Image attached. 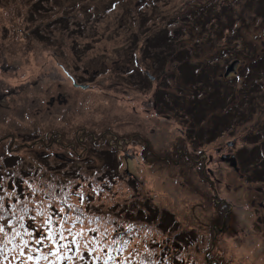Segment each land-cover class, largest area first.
Returning <instances> with one entry per match:
<instances>
[{"label":"rangeland","instance_id":"obj_1","mask_svg":"<svg viewBox=\"0 0 264 264\" xmlns=\"http://www.w3.org/2000/svg\"><path fill=\"white\" fill-rule=\"evenodd\" d=\"M263 52L264 0H0V264H264Z\"/></svg>","mask_w":264,"mask_h":264},{"label":"trees","instance_id":"obj_2","mask_svg":"<svg viewBox=\"0 0 264 264\" xmlns=\"http://www.w3.org/2000/svg\"><path fill=\"white\" fill-rule=\"evenodd\" d=\"M159 34L152 35L150 38L151 39L156 38L157 35H159ZM151 46L152 45H150V47ZM253 61H254V64L257 62L256 63L257 65L260 63L261 65L264 66V52L262 54L260 53L258 55L257 59L256 60L253 59L252 62ZM189 71H187L184 74V78L185 79L188 78V80H191L190 82H192L194 86L199 85L200 82L197 81L198 79H200L199 77H197L198 73L196 74L194 72H191L190 77H189ZM224 76H225V74H224ZM208 95H211V98H213V95H214V98H213L214 101L215 100H219V101L222 100V102L223 101L227 102V100L230 99V95L227 92H225L224 89H222V88L214 87V92H210V93H208ZM211 102H212V100L210 101V103ZM212 108H214V107H212ZM235 115H236L235 113H232L230 115L228 113L220 114L214 118V122L225 123L226 121H223V120L231 119ZM236 116L238 119V115H236ZM215 127H217V126H214V128ZM222 129L223 128H221V130ZM217 131H218V129H217ZM261 134H263V133H260L257 135L250 134L248 136L250 141L246 142V144L241 149H239L237 151V153L234 154V158L238 164V169L246 168V170H248V172L250 171L249 173L252 174V176H250V174H249L248 178L252 179L253 181H258L260 176L261 177L264 176V139L260 137ZM258 137H259V139H258ZM112 153H113L112 151H106L105 156H104L105 161H109V165H112V162H113L112 157L108 158L109 156H112ZM5 155H7V157H9L8 155H10V154L8 153ZM109 165H107V166L109 167ZM254 175H257L258 177H254ZM263 179H264V177H263ZM21 184H22V182H21ZM263 206H264V204H263ZM167 215H169V214H164V212H162L161 218H160V225L165 222V218L167 217ZM151 218H152V216H151ZM163 228L167 229V227H163Z\"/></svg>","mask_w":264,"mask_h":264},{"label":"water","instance_id":"obj_3","mask_svg":"<svg viewBox=\"0 0 264 264\" xmlns=\"http://www.w3.org/2000/svg\"><path fill=\"white\" fill-rule=\"evenodd\" d=\"M75 85H80L81 87H87L88 85H84V84H78L77 82H75ZM233 166L236 167V161L233 159Z\"/></svg>","mask_w":264,"mask_h":264},{"label":"snow or ice","instance_id":"obj_4","mask_svg":"<svg viewBox=\"0 0 264 264\" xmlns=\"http://www.w3.org/2000/svg\"><path fill=\"white\" fill-rule=\"evenodd\" d=\"M48 238L49 239H54V237H52V236H49ZM37 243H40V241H37ZM29 259H31V257H29Z\"/></svg>","mask_w":264,"mask_h":264},{"label":"bare ground","instance_id":"obj_5","mask_svg":"<svg viewBox=\"0 0 264 264\" xmlns=\"http://www.w3.org/2000/svg\"><path fill=\"white\" fill-rule=\"evenodd\" d=\"M77 86V85H76ZM85 88V87H84Z\"/></svg>","mask_w":264,"mask_h":264}]
</instances>
